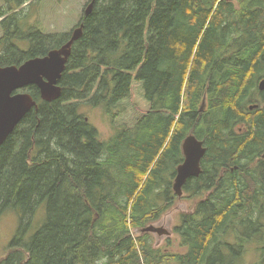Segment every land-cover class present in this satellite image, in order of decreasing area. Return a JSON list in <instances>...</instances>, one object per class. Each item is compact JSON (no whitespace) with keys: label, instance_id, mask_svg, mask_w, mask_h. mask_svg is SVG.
Listing matches in <instances>:
<instances>
[{"label":"trees","instance_id":"trees-1","mask_svg":"<svg viewBox=\"0 0 264 264\" xmlns=\"http://www.w3.org/2000/svg\"><path fill=\"white\" fill-rule=\"evenodd\" d=\"M30 1L0 10V67L71 38L24 30ZM81 24L62 97L24 89L38 109L0 146V218L19 215L0 264H240L252 249L264 264V0H95ZM86 106L109 117L111 138ZM190 135L207 149L184 186L200 201L175 228L186 253L172 254L142 230L174 205Z\"/></svg>","mask_w":264,"mask_h":264},{"label":"water","instance_id":"water-1","mask_svg":"<svg viewBox=\"0 0 264 264\" xmlns=\"http://www.w3.org/2000/svg\"><path fill=\"white\" fill-rule=\"evenodd\" d=\"M95 6V0L90 2L84 12L89 17ZM84 34L81 24L72 31L70 40L58 49L51 50L44 57H37L24 62L20 66L0 67V146L6 142L18 125L38 104L24 89L36 86L44 102L52 103L62 97L60 86L63 73L72 48ZM259 90L264 91V80L259 83ZM254 108V107H252ZM207 149L204 143L195 135L188 136L183 143L184 161L177 168L174 181V192L179 198L183 197L184 186L190 179L199 178L202 173V161ZM160 237H169L171 232L163 227L150 225L142 230Z\"/></svg>","mask_w":264,"mask_h":264},{"label":"rangeland","instance_id":"rangeland-1","mask_svg":"<svg viewBox=\"0 0 264 264\" xmlns=\"http://www.w3.org/2000/svg\"><path fill=\"white\" fill-rule=\"evenodd\" d=\"M91 1L92 0H31L22 8L24 9V15L22 16L23 29L28 30L36 27L46 34H70V32L72 34V31L78 27L84 16L86 7ZM5 6L6 0H0V10L5 9ZM21 10L18 12H21ZM3 19L4 18H0V23ZM2 34L3 31L0 26V37ZM18 45L23 50L29 47V43L27 42H19ZM202 106L204 107L205 104ZM81 112L99 131L104 140L112 137L114 131L110 124L109 117L102 109L86 106L81 109ZM199 201V197L191 196L184 192L183 197H177L172 208H170L158 222L150 224L156 227H163L171 232L169 237H160L156 234L153 235V245L155 248L172 254L186 253L187 249L182 246L181 239L178 234H176L175 228L181 224V215L192 213ZM44 212L45 210L43 207L38 210L33 222L34 229H32L31 232H34L42 222ZM18 226L19 215L15 211L7 212L0 218V259L7 255L9 244L15 237ZM132 235L134 237H139L140 231L134 229L132 230ZM257 261L258 254L252 249L248 255L241 260L240 264H256Z\"/></svg>","mask_w":264,"mask_h":264},{"label":"flooded vegetation","instance_id":"flooded-vegetation-1","mask_svg":"<svg viewBox=\"0 0 264 264\" xmlns=\"http://www.w3.org/2000/svg\"><path fill=\"white\" fill-rule=\"evenodd\" d=\"M92 2V1H91ZM254 107V108H252ZM255 108H258V105H253V106H250V110L253 111ZM263 159H264V156H263Z\"/></svg>","mask_w":264,"mask_h":264}]
</instances>
